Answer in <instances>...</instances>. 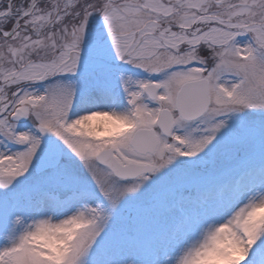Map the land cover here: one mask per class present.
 I'll use <instances>...</instances> for the list:
<instances>
[{"label": "snow or ice", "instance_id": "obj_1", "mask_svg": "<svg viewBox=\"0 0 264 264\" xmlns=\"http://www.w3.org/2000/svg\"><path fill=\"white\" fill-rule=\"evenodd\" d=\"M0 264H264V0H0Z\"/></svg>", "mask_w": 264, "mask_h": 264}]
</instances>
